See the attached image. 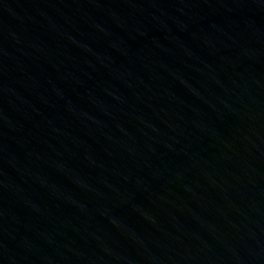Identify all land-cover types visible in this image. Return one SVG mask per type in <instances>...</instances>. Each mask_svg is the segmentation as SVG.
Returning a JSON list of instances; mask_svg holds the SVG:
<instances>
[{
  "label": "water",
  "instance_id": "water-1",
  "mask_svg": "<svg viewBox=\"0 0 264 264\" xmlns=\"http://www.w3.org/2000/svg\"><path fill=\"white\" fill-rule=\"evenodd\" d=\"M0 264H264V0H0Z\"/></svg>",
  "mask_w": 264,
  "mask_h": 264
}]
</instances>
